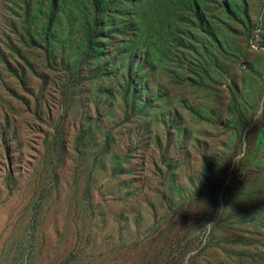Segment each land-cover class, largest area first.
<instances>
[{"label": "rangeland", "instance_id": "obj_1", "mask_svg": "<svg viewBox=\"0 0 264 264\" xmlns=\"http://www.w3.org/2000/svg\"><path fill=\"white\" fill-rule=\"evenodd\" d=\"M102 2L0 0V264H264V0Z\"/></svg>", "mask_w": 264, "mask_h": 264}, {"label": "clouds", "instance_id": "obj_2", "mask_svg": "<svg viewBox=\"0 0 264 264\" xmlns=\"http://www.w3.org/2000/svg\"><path fill=\"white\" fill-rule=\"evenodd\" d=\"M213 225L214 223H208L203 227V236H204L205 242H206L207 237H209L211 234Z\"/></svg>", "mask_w": 264, "mask_h": 264}, {"label": "trees", "instance_id": "obj_3", "mask_svg": "<svg viewBox=\"0 0 264 264\" xmlns=\"http://www.w3.org/2000/svg\"><path fill=\"white\" fill-rule=\"evenodd\" d=\"M91 3L94 7H96L97 9H100L103 6V2L102 0H91Z\"/></svg>", "mask_w": 264, "mask_h": 264}]
</instances>
